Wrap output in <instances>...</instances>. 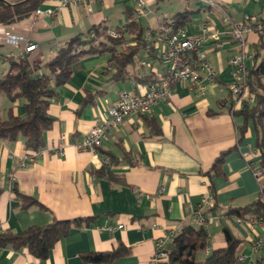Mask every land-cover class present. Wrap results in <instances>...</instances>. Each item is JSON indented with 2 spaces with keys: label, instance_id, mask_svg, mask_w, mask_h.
<instances>
[{
  "label": "crops",
  "instance_id": "0c3cea01",
  "mask_svg": "<svg viewBox=\"0 0 264 264\" xmlns=\"http://www.w3.org/2000/svg\"><path fill=\"white\" fill-rule=\"evenodd\" d=\"M148 14L141 17L149 45L127 67L129 78L113 81L110 55H90L82 59L69 82L58 89L49 113L54 126L45 133V147L28 155L24 138L0 140V229L23 232L32 226H45L57 220L88 218L89 226L73 228L60 240L47 260L41 261L27 249H0V264H149L156 239L166 233L177 234L184 225L195 224L202 195L211 191L213 210L219 217L208 229L211 250L225 245L224 226L241 239L238 254L245 264L264 259V228L250 227L248 220L223 217L227 207H243L260 197L259 183L248 167V155L257 153L258 133L252 121L242 134L243 119L235 116L230 101L233 82L231 60L241 53L236 41L221 35V47L213 49L210 38L205 45L207 59L216 73L203 92L190 89V83H177L171 97L146 114L127 118L103 142L98 154L78 150L81 141L95 126L108 118V109L122 92L141 95L151 84L167 74L169 63L162 57V32L173 17L189 12L183 28L198 35L203 24L212 31L225 32L227 14L231 24H256L264 19V0H146ZM44 1L39 9H55ZM135 0H98L92 11L84 7L65 9L52 16L35 14L13 25H0V76L9 72L10 57L27 58L31 63L48 62L75 36H87L105 25L117 30L135 16ZM151 32L148 34V32ZM11 35L22 36L38 45L25 52V42H8ZM126 38H130L127 34ZM257 34L247 37L253 53ZM128 45H135L131 40ZM154 47L156 56L149 48ZM253 61L248 63L249 69ZM207 72H201L205 76ZM88 94L95 103L81 108ZM254 99H252V102ZM13 106L17 116L25 115L21 101H0V117ZM241 106L238 107V109ZM81 108V109H80ZM160 127L154 134L148 122ZM64 141L65 155L49 149ZM220 169L215 161L225 152ZM129 155L124 159L125 155ZM258 155V154H257ZM257 155L252 159L257 162ZM109 157L117 164L107 174L97 175ZM14 187L38 205L22 209ZM122 226V228H119ZM109 227L112 231L107 230ZM92 254H116L93 261ZM206 254L202 253L204 259Z\"/></svg>",
  "mask_w": 264,
  "mask_h": 264
},
{
  "label": "trees",
  "instance_id": "16d2710c",
  "mask_svg": "<svg viewBox=\"0 0 264 264\" xmlns=\"http://www.w3.org/2000/svg\"><path fill=\"white\" fill-rule=\"evenodd\" d=\"M46 0H0V25L18 24L36 14V11ZM189 12L173 17L165 26L171 25L174 30L184 26L189 19ZM264 21V19L262 20ZM183 29V28H182ZM130 38H126V35ZM146 29L141 20L127 25L121 37L110 35L105 25L92 29L87 36H75L65 45L61 46L57 54L48 62L31 63L27 58L10 57L9 72L0 76V101L7 97L13 104L21 101L25 108L24 116H17L13 106L6 110V117H0V140L15 141L20 136L24 138L25 149L29 156L42 151L45 147V133L54 126L55 119L50 115L51 101L57 96L58 89L66 85L75 73L82 59L90 55H110V67L115 71L113 81L129 78L128 65L133 63L139 52L147 48L149 43L145 37ZM259 40L254 45L253 67L249 69L248 92L254 101H245L233 114L243 119L242 134L245 133L249 121H252L258 133L257 139V164L264 170V33L258 35ZM131 40L135 45H128ZM156 56L154 47L149 48ZM149 83H157L152 77ZM160 82V81H159ZM94 96L88 94L82 102L81 108L93 104ZM232 105V103H231ZM80 108V109H81ZM150 124L154 134L160 127L154 119ZM223 153L214 164V170L221 168ZM129 155H125L127 159ZM108 165L94 171L97 175L109 173L110 167L117 164L115 157H109ZM14 193L22 209H29L38 205L36 199L28 197L14 187ZM264 194L259 199L243 207H227L223 217H237L245 219L249 215H264ZM213 208L208 210L212 211ZM207 214V213H206ZM92 220L78 218L73 220H57L45 226H32L23 232L0 229V249H27L34 258L47 260L56 244L67 237L73 228L89 226ZM225 245L221 248L210 250L211 235L209 229L195 224L184 225L175 234L169 249L168 264H245L239 261L238 249L242 243L227 226L222 229ZM206 254L204 259H199L200 254ZM116 254H92L88 258L93 261L115 257ZM252 264H264V259L257 257Z\"/></svg>",
  "mask_w": 264,
  "mask_h": 264
},
{
  "label": "built area",
  "instance_id": "2783aa9c",
  "mask_svg": "<svg viewBox=\"0 0 264 264\" xmlns=\"http://www.w3.org/2000/svg\"><path fill=\"white\" fill-rule=\"evenodd\" d=\"M56 5L55 9H38L37 14L52 16L60 13L65 9L73 10L78 7H84L88 11H92L93 4L98 0H46ZM146 0H135L134 13L135 16L120 26L117 30L109 31L113 37H121L122 32L126 30L128 24L139 20L148 14ZM224 23L230 25L225 32L219 30L212 31L209 23L203 24L202 30L198 35H189L184 29L174 30L169 25L162 32L163 49L161 57L169 63V69L166 76L157 83L148 86L145 93L135 95L129 92H122L117 102L108 109V118L101 124L93 127L85 137L73 145L80 151L98 154L104 140L115 130L118 129L124 121L134 114H146L153 110L154 107L161 103H165L172 95L173 88L177 83H190V89L193 91L203 92L207 88V82L215 79L216 73L213 71L208 59L205 45L211 38L213 49L221 47V35L227 34L236 41L241 49V53L231 60L233 66V82L230 84V101L232 103V111L238 109L245 101L251 102L253 97L248 92L249 66L248 63L253 61V53L248 50L247 37L254 33L262 35L264 33V21L256 24H231L230 17L225 14ZM151 33L150 31L148 34ZM8 42L16 44L25 42V52H33L38 45L29 42L22 36L11 35ZM23 58V56L21 57ZM207 72L205 76L201 72ZM67 143L61 141L53 145L49 151L55 155L64 156ZM257 153L248 155V167L251 169L254 177L259 183L260 195L264 194V170L252 159ZM32 158L26 155L23 166ZM107 164V161H105ZM264 197V196H263ZM213 195L211 191L202 195L195 225L208 228L213 223L219 222V217L213 214H206L207 210L212 208ZM250 227L259 225L264 228V215H251L248 220ZM119 228H122L120 226ZM107 230L112 231L109 227ZM175 233H166L164 236L156 239L154 254L149 264H168L170 257V245ZM264 241H260L256 246L259 248ZM209 250L207 251L209 253ZM239 261L244 258L239 256Z\"/></svg>",
  "mask_w": 264,
  "mask_h": 264
},
{
  "label": "rangeland",
  "instance_id": "374dc122",
  "mask_svg": "<svg viewBox=\"0 0 264 264\" xmlns=\"http://www.w3.org/2000/svg\"><path fill=\"white\" fill-rule=\"evenodd\" d=\"M100 150V149H99ZM200 256V258H201V254L199 255Z\"/></svg>",
  "mask_w": 264,
  "mask_h": 264
}]
</instances>
